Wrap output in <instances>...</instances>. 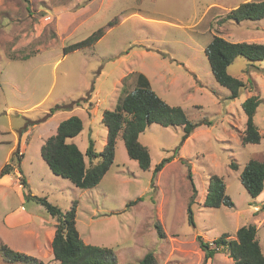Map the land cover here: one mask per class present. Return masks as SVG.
Masks as SVG:
<instances>
[{
	"label": "rangeland",
	"instance_id": "rangeland-1",
	"mask_svg": "<svg viewBox=\"0 0 264 264\" xmlns=\"http://www.w3.org/2000/svg\"><path fill=\"white\" fill-rule=\"evenodd\" d=\"M245 1L0 0V171L10 166L11 172L1 177L10 175L11 183H21L24 176L27 181L22 203L17 186L10 180L0 183V245L3 241L45 264H60L52 246L58 217L28 198L33 191L63 212L78 200L81 237L114 247L117 264L137 262L148 251L158 264H235L222 250L206 260L198 236L213 246L223 234L236 239L237 230L249 224L256 225L264 253V190L255 198L240 179L250 159L264 161V60L235 59L228 70L244 80L245 88L238 98L228 99L230 91L215 79L205 51L215 35L264 43V18L225 19ZM112 20L117 22L110 26ZM100 27L106 33L98 42L65 53L66 46ZM138 76L198 124L192 134L185 140L182 124L147 126L140 133L151 152L147 169L129 156L121 138L115 161L92 188H79L54 174L41 147L60 122L80 116L84 129L68 142L86 151L91 137L97 151L102 150L107 141L103 111L115 109L136 87ZM251 95L262 99L255 114L262 139L245 144L242 102ZM74 101L80 104L72 106ZM21 137L28 138L24 151L18 148ZM164 157L172 160L154 175ZM214 174L224 178L233 207L205 205ZM194 193L192 224L188 206ZM133 200L137 202L129 204ZM0 264L27 263L0 254Z\"/></svg>",
	"mask_w": 264,
	"mask_h": 264
},
{
	"label": "trees",
	"instance_id": "trees-1",
	"mask_svg": "<svg viewBox=\"0 0 264 264\" xmlns=\"http://www.w3.org/2000/svg\"><path fill=\"white\" fill-rule=\"evenodd\" d=\"M264 18V0H248L231 9L225 19H233L237 22L243 20H260ZM116 20L109 22L112 26ZM106 33L104 27H100L86 38L65 47V53L93 45ZM206 54L215 79L220 85L229 89L228 99L240 96L245 88V82L239 77L231 74L229 66L239 56H243L251 62L264 60V43L230 41L220 35H215L208 43ZM262 99L259 95H251L242 102V108L247 116L246 127L243 132V143H259L262 134L255 122V114ZM79 105L80 102L72 103ZM69 104L60 105L64 108ZM102 120L107 126V141L103 149L97 151L95 141L90 137L89 146L86 151L80 149L75 142H68L80 134L84 129V123L80 116L72 115L61 121L54 135L50 136L41 147V155L47 162L54 174L69 179L79 188H92L99 184L102 177L109 171L115 161L116 150L122 138L125 142L127 152L131 158L137 159L143 169L151 165V152L147 145L140 140V133L147 126L157 122L164 126H184V139L186 140L198 124L191 122L181 106L169 104L153 88L146 77L138 76L136 87L125 94L115 109H105ZM87 158L89 163H87ZM21 159V156H20ZM97 160V161H95ZM172 160V157H164L155 167L154 175ZM233 169H238L236 162L231 163ZM10 166H5L0 171V177L11 172ZM21 176L23 175L19 167ZM194 192L197 191L192 180V172H189ZM242 184L253 197H259L264 190V161L250 159L240 173ZM21 183L26 186L27 181L21 177ZM226 182L223 177L214 174L210 177L208 191L205 197V205L220 207L235 205L231 196L226 191ZM195 193L191 197L188 206L189 219L195 223L192 204L195 202ZM44 205L52 216L58 217V225L52 241L53 253L60 264H117L115 248L111 246L86 243L80 235L77 227L78 200H74L73 206L67 211L49 201L47 196L29 195ZM142 197L138 198L140 200ZM137 200L129 202L136 203ZM159 237H163L160 224H157ZM257 227L254 224L244 225L237 230L236 239H227L226 234L214 240L212 246L210 241L198 236L200 247L205 251V259L213 258L220 250L225 251L232 257L235 264H264V253L257 239ZM0 254L4 259L12 262H24L27 264H45L38 258L16 251L1 241ZM131 264H158L153 251H148L143 258Z\"/></svg>",
	"mask_w": 264,
	"mask_h": 264
},
{
	"label": "crops",
	"instance_id": "crops-1",
	"mask_svg": "<svg viewBox=\"0 0 264 264\" xmlns=\"http://www.w3.org/2000/svg\"><path fill=\"white\" fill-rule=\"evenodd\" d=\"M10 108H12V107H10ZM27 139L28 138H26V139H22V137L21 138H19V141L17 142L18 143V148H22L23 149V151H24V149L27 147V145H28V142H27ZM107 139V138H106ZM105 139V140H106ZM24 141H26L25 143H24ZM105 143V142H104ZM21 152V154L24 156V152ZM5 179V180H4ZM11 179H13L10 175H5V176H3V177H1L0 178V183H3V182H5V181H7V182H9V180H10V182L9 183H11ZM15 184H14V183ZM10 185H15V186H17L18 187V190H19V192H20V196H21V199H20V201H21V203L26 199L25 198V187H23L24 185L23 184H21V183H19V182H16V180H14ZM31 195H37V194H33V191H31ZM261 196V195H260ZM259 196V197H260ZM260 199H264L263 197H260ZM19 209H21V208H18V210Z\"/></svg>",
	"mask_w": 264,
	"mask_h": 264
},
{
	"label": "clouds",
	"instance_id": "clouds-1",
	"mask_svg": "<svg viewBox=\"0 0 264 264\" xmlns=\"http://www.w3.org/2000/svg\"><path fill=\"white\" fill-rule=\"evenodd\" d=\"M22 155V154H21Z\"/></svg>",
	"mask_w": 264,
	"mask_h": 264
}]
</instances>
